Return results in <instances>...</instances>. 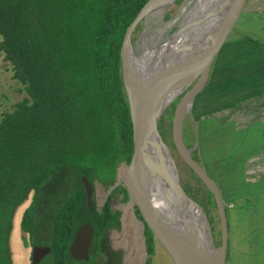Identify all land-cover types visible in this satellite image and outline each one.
<instances>
[{
    "label": "trees",
    "instance_id": "16d2710c",
    "mask_svg": "<svg viewBox=\"0 0 264 264\" xmlns=\"http://www.w3.org/2000/svg\"><path fill=\"white\" fill-rule=\"evenodd\" d=\"M147 1L0 0V58L29 99L0 119V264H11L14 209L65 171L76 186L55 206L48 241L39 245L49 246L51 264L72 260L69 245L85 223L97 246L109 229L120 230V213L110 204L120 195L129 200L124 185L115 184L133 152L121 46ZM83 179L93 194L96 183L110 191L98 208ZM32 199L20 222L29 237L36 229ZM134 214L143 222L135 206ZM144 237L151 264L154 240L145 224Z\"/></svg>",
    "mask_w": 264,
    "mask_h": 264
},
{
    "label": "rangeland",
    "instance_id": "374dc122",
    "mask_svg": "<svg viewBox=\"0 0 264 264\" xmlns=\"http://www.w3.org/2000/svg\"><path fill=\"white\" fill-rule=\"evenodd\" d=\"M196 1L175 0L154 10L136 26L130 38L134 55L133 58L130 54V59L133 64L137 62L138 73L145 71L147 67L145 55L147 57L149 51L156 49L183 27L186 16ZM214 1L204 0L200 9ZM205 20L206 15H202L199 18L200 25ZM135 86L138 87L136 84ZM179 99L180 97L169 105L157 123V132L163 141L162 143L157 139V156L172 197L166 191L160 169L156 172V178L164 193L176 206V212L192 225H197L200 233L211 242L213 252L215 248L219 255L222 229L215 200L200 178L184 162L174 144L172 124ZM24 100L29 101L25 86L13 78L12 66L0 58V119ZM262 127L264 128V0H249L240 21L216 54L208 79L194 98L182 126V140L192 159L220 189L228 223L226 264H235V257L231 258V250L232 253L235 251L233 245L236 242L244 245L242 250L247 249L248 253L251 249L256 250L253 258L264 264V259L260 256L264 252V160L259 161L264 158ZM148 148L150 174L158 166L154 164L157 160L152 157L153 144H149ZM124 170L125 165L122 164L118 169V180ZM70 173L65 171L55 178L49 177L39 192L30 191L14 209L9 234L11 264H30V246H39L48 241L55 206L76 186L71 184L68 176ZM176 178L184 195L193 203L178 192ZM95 187L96 191L91 193L89 203L94 199L98 208L110 191L105 193L98 183ZM241 194L247 195L241 198L245 200H239ZM32 198L36 229L28 242L29 235L20 229V222ZM129 203L112 200L111 211L124 209L123 229L118 233L109 231V235H105V240L100 245L103 249L99 254L94 252L89 261L69 260L67 264H108L107 256L104 260L101 257L107 254L113 261L110 251L121 253L120 257L117 256L118 259L121 258L119 264H145L148 252L144 224L133 215L134 208L132 212V205ZM153 242L151 264H173L164 249ZM248 253L245 254L246 258ZM38 264H51V257L47 255Z\"/></svg>",
    "mask_w": 264,
    "mask_h": 264
},
{
    "label": "water",
    "instance_id": "95a60500",
    "mask_svg": "<svg viewBox=\"0 0 264 264\" xmlns=\"http://www.w3.org/2000/svg\"><path fill=\"white\" fill-rule=\"evenodd\" d=\"M174 1L175 0H159L158 3L155 4V0H148L133 22L129 25L124 35L121 46V73L132 125L133 152L129 163L127 165L124 164L125 170L123 175L119 178L118 184L122 183L124 185L129 197V202L136 207L143 223L151 232L153 240L164 249L172 263L191 264V259L185 245H183L179 236H177L166 215L163 214L160 208L153 202L152 189L143 175L142 170V160L147 139L150 135H155V137L163 143L157 132L158 120L169 105L180 97L173 116L172 129L174 144L184 162L200 178L215 200L221 221L222 243L219 255L216 254L214 248V258L218 264H225L228 245V223L220 189L205 173L204 169L192 159L189 149L185 147L182 140V126L184 118L187 115L185 112L187 106L189 105L190 108L194 98L202 90L208 79L211 64L216 54L225 44L235 26L240 21L244 13L245 5L249 0H221L214 12V22L211 25H207L206 23V29L201 33L202 37L200 42L197 43L192 51V57L188 64L168 77L165 82L161 83L159 85V87L162 85L160 91L154 94L151 99L144 102L138 109H133L131 89L127 77L130 61L129 55L131 54L134 58L130 42L131 35L136 26L144 20L148 14ZM183 28L184 25L180 30L174 33L172 37L178 32H182ZM83 182L88 189V196L90 197L92 190L89 182L86 179H84ZM176 188L185 199L193 203V201L188 199L182 192L177 178ZM92 239L93 229L91 225L84 224L80 226L69 245L70 258L75 261H88V250ZM49 252L50 249L48 247H34L31 253V263L38 264L41 258L49 254Z\"/></svg>",
    "mask_w": 264,
    "mask_h": 264
},
{
    "label": "bare ground",
    "instance_id": "6f19581e",
    "mask_svg": "<svg viewBox=\"0 0 264 264\" xmlns=\"http://www.w3.org/2000/svg\"><path fill=\"white\" fill-rule=\"evenodd\" d=\"M158 1L159 0H155V4L158 3ZM203 1L204 0H197L195 2L192 10L186 16L182 32H178L171 38L168 37V40L163 42L153 51H147L148 56L146 57L145 55V63H147L145 71L138 73L136 70L138 64L137 62L133 64L129 55L130 61L127 77L131 89L133 109H138V107L142 106L144 102L151 99L154 94L160 91L162 85L160 87L159 85L161 83L165 82L168 77L172 76L188 64L192 57V51L197 43L200 42L202 37L201 33L206 29V23L207 25H211L214 22V12L221 0H215L211 5L200 9ZM185 9L186 7L183 8V10ZM202 15H206V20L200 25L199 18ZM134 83L138 87H136ZM188 109L190 110L189 105L185 111L186 113L189 112ZM151 143L153 144L152 157H154V160H157L154 164L158 167L156 171L154 169L153 172H150L149 174L148 145ZM158 169H160L166 191L168 195L172 197L171 193L168 191L160 166V160L157 156V137H155V135H150L145 143L142 170L143 175L152 189L153 202L158 208H160L163 214L166 215L177 236H179V239L183 245H185L191 259V264H218L214 258L211 242L208 241V239H205L203 234L200 233L197 225H192L188 220H185L186 218L183 219L182 216L176 212V206L173 204L169 196L164 193L160 182L156 178V172Z\"/></svg>",
    "mask_w": 264,
    "mask_h": 264
},
{
    "label": "flooded vegetation",
    "instance_id": "af4514ba",
    "mask_svg": "<svg viewBox=\"0 0 264 264\" xmlns=\"http://www.w3.org/2000/svg\"><path fill=\"white\" fill-rule=\"evenodd\" d=\"M120 184V183H119ZM118 184V182L115 184V186H117V185H119ZM122 197H123V195H120L117 199H115V200H119L120 202H122L121 201V199H122ZM128 201L129 200H127L125 203H128ZM123 203V202H122ZM133 208H134V206H133ZM119 209V208H118ZM115 209L114 211L112 210V212L113 213H120V230L119 231H117V233L118 232H121V230L123 229V225L122 224H124L123 223V220H124V209ZM123 215V216H122ZM85 224H87V223H85ZM84 225V224H83ZM82 226V225H81ZM92 227V226H91ZM93 229V228H92ZM109 231H116V230H114V229H109L108 231H107V233H106V236H107V234L109 235ZM95 238H96V236H95V232H94V229H93V239H92V242H91V245H90V247H89V250H88V257H89V260H90V257L91 258H93V253L95 252V254L97 253V254H99L100 253V251H101V249H103L100 245H101V242H100V244L97 246L96 244H95V242H94V240H95ZM27 240H28V242H29V236H28V238H27ZM34 247H48L49 248V246H45V245H42V246H38V245H32V246H30V248H31V252H30V257H29V261H30V264H31V262H32V258H31V253H32V249L34 248ZM111 252V256H110V258H112L113 259V261H111L110 259H109V257H108V255L106 254H104L105 255V257L104 256H102L101 257V260H104V259H106V256H107V262H108V264H119L120 263V261H121V258H119L118 259V257H120V254L121 253H119V252H116V251H110ZM50 253V252H49ZM116 253H118V254H116ZM48 255V254H47ZM46 255V256H47ZM46 256H44L43 258H41V260L39 261V263L46 257ZM118 256V257H117ZM73 260V259H72ZM88 260V261H89ZM226 264V263H225Z\"/></svg>",
    "mask_w": 264,
    "mask_h": 264
},
{
    "label": "crops",
    "instance_id": "0c3cea01",
    "mask_svg": "<svg viewBox=\"0 0 264 264\" xmlns=\"http://www.w3.org/2000/svg\"><path fill=\"white\" fill-rule=\"evenodd\" d=\"M257 79V78H256ZM258 81V80H257ZM249 100V99H248ZM224 119V118H223ZM247 128H251V127H247ZM263 128V127H262ZM264 129V128H263ZM243 133H244V131H243ZM262 145H264V138H263V141H262V143H261ZM264 149V148H263ZM261 151H263V150H261ZM264 160V158H262V159H260L259 161L260 162H262ZM244 197H247V195H245V194H241L240 196H239V200H245V199H241V198H244ZM129 203V202H128ZM129 205H132V203L130 202L129 203ZM128 206V205H127ZM127 208V207H126ZM131 208H132V212H133V205L131 206ZM133 215H134V213H133ZM234 248L233 249H235V251H233V253H232V250H231V258H233V257H235V264H237V263H239V264H260V262H258L257 260V258H253V257H255L256 255L254 254L255 252H256V250H254V249H251L250 251H249V253L247 252L248 250L247 249H245V250H242L243 248H244V245H242V244H240L239 245V242H236L234 245ZM239 250H242L240 253H239ZM246 253H248L249 254V256H248V258H250V261H248V258H246L245 257V254ZM233 254V255H232ZM260 256L261 257H263V259H264V252H262V254H260ZM258 257V256H257ZM237 261H239V262H237ZM263 263V262H262Z\"/></svg>",
    "mask_w": 264,
    "mask_h": 264
}]
</instances>
